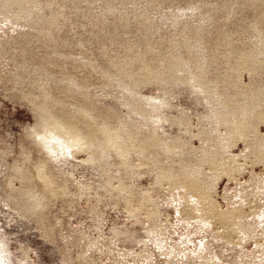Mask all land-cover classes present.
I'll return each mask as SVG.
<instances>
[{"label":"rangeland","instance_id":"374dc122","mask_svg":"<svg viewBox=\"0 0 264 264\" xmlns=\"http://www.w3.org/2000/svg\"><path fill=\"white\" fill-rule=\"evenodd\" d=\"M0 264H264V0H0Z\"/></svg>","mask_w":264,"mask_h":264}]
</instances>
